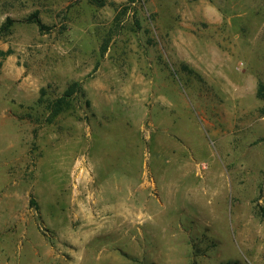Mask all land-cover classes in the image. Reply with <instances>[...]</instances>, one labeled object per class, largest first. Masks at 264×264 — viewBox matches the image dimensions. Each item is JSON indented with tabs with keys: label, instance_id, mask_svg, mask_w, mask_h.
<instances>
[{
	"label": "rangeland",
	"instance_id": "rangeland-1",
	"mask_svg": "<svg viewBox=\"0 0 264 264\" xmlns=\"http://www.w3.org/2000/svg\"><path fill=\"white\" fill-rule=\"evenodd\" d=\"M102 1L0 0V264H264V0Z\"/></svg>",
	"mask_w": 264,
	"mask_h": 264
},
{
	"label": "trees",
	"instance_id": "trees-1",
	"mask_svg": "<svg viewBox=\"0 0 264 264\" xmlns=\"http://www.w3.org/2000/svg\"><path fill=\"white\" fill-rule=\"evenodd\" d=\"M95 4L97 5H102L103 1L102 0H92ZM38 23V21H37ZM75 87H78V85H75ZM263 90V87L260 86V91ZM73 90H67L62 97L58 98L56 101L53 102V106L56 110L60 109L62 107L63 104H65L66 99L69 98L72 94Z\"/></svg>",
	"mask_w": 264,
	"mask_h": 264
},
{
	"label": "bare ground",
	"instance_id": "bare-ground-1",
	"mask_svg": "<svg viewBox=\"0 0 264 264\" xmlns=\"http://www.w3.org/2000/svg\"><path fill=\"white\" fill-rule=\"evenodd\" d=\"M221 56V55H220ZM89 222V221H88Z\"/></svg>",
	"mask_w": 264,
	"mask_h": 264
}]
</instances>
